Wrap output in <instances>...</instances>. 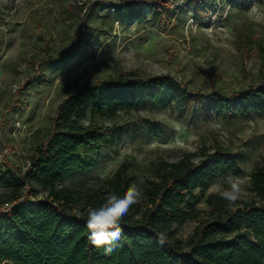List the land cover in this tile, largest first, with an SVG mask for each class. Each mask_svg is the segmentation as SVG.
Segmentation results:
<instances>
[{"label":"rangeland","instance_id":"obj_1","mask_svg":"<svg viewBox=\"0 0 264 264\" xmlns=\"http://www.w3.org/2000/svg\"><path fill=\"white\" fill-rule=\"evenodd\" d=\"M118 1L0 0L1 173L26 169L34 148L51 134L61 100L120 71L141 79L169 75L202 95L264 80V24L245 15L253 5L264 7V0H250L246 9L237 1L223 7L221 0H175L178 8L167 11L169 22L160 20L150 0H135L145 2L140 20L116 21L100 9V3ZM249 36L261 42L256 53L247 55L243 49L255 46ZM166 90L145 85L137 89L133 107L118 110L115 117H92L113 130L90 147L93 165L71 172L61 185L94 186L126 163L141 188L155 178L161 162L187 155L194 162L210 161L221 146L237 153L241 164L237 172L209 183L206 194L217 193L226 177L235 176L243 182L241 199L248 198L250 176L264 165V115L219 114L211 102L183 101L177 86ZM34 193L31 201L46 191L36 187ZM9 194L0 183V201ZM199 208L207 209L203 203ZM197 223L179 226V238L186 239Z\"/></svg>","mask_w":264,"mask_h":264},{"label":"trees","instance_id":"obj_2","mask_svg":"<svg viewBox=\"0 0 264 264\" xmlns=\"http://www.w3.org/2000/svg\"><path fill=\"white\" fill-rule=\"evenodd\" d=\"M234 1L245 9L250 2L221 0L223 7ZM147 3H153L154 12L166 22L170 20L167 11L178 8L175 0ZM99 6L116 21L145 16V2L120 0ZM248 38L255 46L243 49L247 55L256 53L261 42ZM145 85L157 90L177 86L183 101L211 102L219 114L264 115V80L228 93L202 95L169 75L141 79L120 71L109 80L80 86L57 105L52 132L34 148L26 169L0 172V183L10 190L0 204L35 197L36 187L46 191L43 198L0 214V264H264V165L250 176L249 197L230 207L217 193L205 192L215 179L239 170L240 156L228 154L221 146L215 147L210 161L194 162L187 155L176 162H161L155 178L140 188L141 201L123 217V234L114 250L105 254L103 248L90 244L87 209L100 206L109 193L123 195L132 183L139 186L138 179L123 163L114 175L97 180L94 186L70 189L61 182L71 172L89 169L93 165L90 147L113 130L92 117H115L118 110L133 107L137 89ZM87 113L90 121L85 123ZM200 203L207 209L201 210ZM187 221L198 223L186 239L179 238L178 228ZM158 233L166 236L165 243H158Z\"/></svg>","mask_w":264,"mask_h":264},{"label":"clouds","instance_id":"obj_3","mask_svg":"<svg viewBox=\"0 0 264 264\" xmlns=\"http://www.w3.org/2000/svg\"><path fill=\"white\" fill-rule=\"evenodd\" d=\"M245 15L253 23L264 24V7L253 5ZM243 182L239 177L228 176L219 186L217 194L227 202L228 206H236L243 193ZM142 191L137 183L128 186L123 195L109 193L105 201L98 207H89L86 216L88 240L91 245L105 254L111 253L123 234L121 221L130 208L142 198ZM158 243H165L166 236L158 233Z\"/></svg>","mask_w":264,"mask_h":264},{"label":"built area","instance_id":"obj_4","mask_svg":"<svg viewBox=\"0 0 264 264\" xmlns=\"http://www.w3.org/2000/svg\"><path fill=\"white\" fill-rule=\"evenodd\" d=\"M112 10H113V8L110 7V11H112ZM25 201L30 202L31 200L30 199L27 200V199H25L23 197V198H20L18 201H13V202H7V203L0 204V214L7 213L11 208H13L17 204L23 203Z\"/></svg>","mask_w":264,"mask_h":264}]
</instances>
